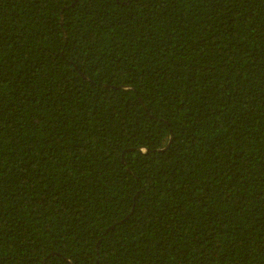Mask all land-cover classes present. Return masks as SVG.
<instances>
[{
  "label": "trees",
  "instance_id": "1",
  "mask_svg": "<svg viewBox=\"0 0 264 264\" xmlns=\"http://www.w3.org/2000/svg\"><path fill=\"white\" fill-rule=\"evenodd\" d=\"M0 264H264V0H0Z\"/></svg>",
  "mask_w": 264,
  "mask_h": 264
}]
</instances>
